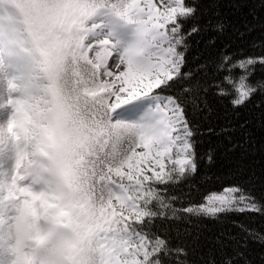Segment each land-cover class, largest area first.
Here are the masks:
<instances>
[{
	"label": "snow or ice",
	"instance_id": "obj_1",
	"mask_svg": "<svg viewBox=\"0 0 264 264\" xmlns=\"http://www.w3.org/2000/svg\"><path fill=\"white\" fill-rule=\"evenodd\" d=\"M219 4L18 0L48 85L62 83L82 100L94 128L84 171L101 205L93 225L100 264H254L250 243L264 245V232L231 219L264 216V194L223 176L192 182L199 161H213L210 149H198L218 134L214 112L251 105L264 119V77L256 75L264 41L242 48L243 33L230 36ZM15 111H24L23 101ZM13 189L27 191L13 183L12 199ZM204 219L220 226L215 235L204 234ZM158 220L189 227L161 229Z\"/></svg>",
	"mask_w": 264,
	"mask_h": 264
},
{
	"label": "clouds",
	"instance_id": "obj_2",
	"mask_svg": "<svg viewBox=\"0 0 264 264\" xmlns=\"http://www.w3.org/2000/svg\"><path fill=\"white\" fill-rule=\"evenodd\" d=\"M38 67L45 83L24 98L8 99L5 106L11 115L0 123V146L15 147L2 199L16 205L11 219L0 220V228L8 237L14 264H100L93 225L101 205L90 193L84 171L94 128L82 100L62 83L59 89L48 85L41 58ZM17 101L24 102L22 113L15 111ZM127 134L135 135L132 129ZM13 183L26 193L13 189L18 198H10Z\"/></svg>",
	"mask_w": 264,
	"mask_h": 264
},
{
	"label": "trees",
	"instance_id": "obj_3",
	"mask_svg": "<svg viewBox=\"0 0 264 264\" xmlns=\"http://www.w3.org/2000/svg\"><path fill=\"white\" fill-rule=\"evenodd\" d=\"M218 13L219 18L229 26L230 36L236 32L243 33L242 39L238 41L242 48H248L251 41H256L257 45L264 41V0H220ZM248 50L251 51L250 48ZM259 50L257 47L256 51ZM256 75L258 78L264 77V70L258 69ZM242 122L245 124L243 128L240 127ZM210 123L217 129L218 134L206 137L198 151L203 154L210 149L213 161L208 164L206 158L200 160L198 172L192 182H200L205 174L213 180L223 176L245 182L258 196L264 194V119L260 113L253 110L251 105L235 115H225L219 110L212 114ZM231 219L242 221L264 232V216L259 214L247 213ZM156 223L161 229L189 227L183 222L174 224L171 221L158 220ZM202 223L206 226V236H213L220 229L214 221L204 219ZM203 243L201 240V244ZM249 247L254 264H262L264 245L251 242ZM192 258L190 255V259Z\"/></svg>",
	"mask_w": 264,
	"mask_h": 264
},
{
	"label": "rangeland",
	"instance_id": "obj_4",
	"mask_svg": "<svg viewBox=\"0 0 264 264\" xmlns=\"http://www.w3.org/2000/svg\"><path fill=\"white\" fill-rule=\"evenodd\" d=\"M2 19L6 21L0 26V50L4 53L3 56L0 55V123L6 122L11 115V109L5 106L8 99L24 98L29 93L39 91L45 83L39 77L40 58L19 23L23 18L16 0L0 2V20ZM112 20L113 23L123 26L122 21L116 18ZM126 30L130 31V26ZM104 34H107L106 30ZM13 35H16L15 39ZM14 160L15 147L11 144L0 146V220L11 219L10 215L16 208L14 202L2 199L3 190L13 171ZM0 264H14V254L3 228H0Z\"/></svg>",
	"mask_w": 264,
	"mask_h": 264
}]
</instances>
